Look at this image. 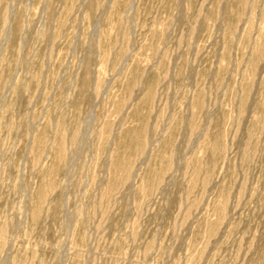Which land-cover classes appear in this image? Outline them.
<instances>
[{"label": "rangeland", "instance_id": "obj_1", "mask_svg": "<svg viewBox=\"0 0 264 264\" xmlns=\"http://www.w3.org/2000/svg\"><path fill=\"white\" fill-rule=\"evenodd\" d=\"M0 264H264V0H0Z\"/></svg>", "mask_w": 264, "mask_h": 264}]
</instances>
